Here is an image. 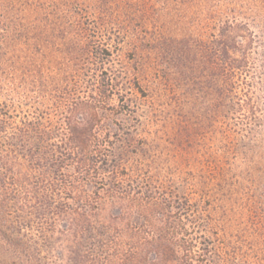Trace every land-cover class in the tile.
Returning a JSON list of instances; mask_svg holds the SVG:
<instances>
[{
	"label": "rangeland",
	"instance_id": "rangeland-1",
	"mask_svg": "<svg viewBox=\"0 0 264 264\" xmlns=\"http://www.w3.org/2000/svg\"><path fill=\"white\" fill-rule=\"evenodd\" d=\"M226 22L244 24L252 38L247 63L220 100L207 47ZM152 39L176 57L167 75L153 62L141 66L142 44ZM93 43L109 50L98 67L83 59L82 49ZM36 71L49 82L73 77L83 88L90 77L109 76L121 94L137 81L147 96H132L131 116L154 147L142 159L151 173L179 194L205 188L221 207L252 210L264 220V0H0V106L12 122L32 113L56 121L52 101L28 79ZM110 104L118 105L117 96ZM117 118L129 122L127 113ZM16 230L0 221V264H26L23 247L31 244L49 261L65 260L58 232L50 234V249L36 230Z\"/></svg>",
	"mask_w": 264,
	"mask_h": 264
},
{
	"label": "trees",
	"instance_id": "trees-1",
	"mask_svg": "<svg viewBox=\"0 0 264 264\" xmlns=\"http://www.w3.org/2000/svg\"><path fill=\"white\" fill-rule=\"evenodd\" d=\"M251 38L244 24L226 22L207 47L220 100L231 94L233 76L247 63ZM156 41L142 44L147 52L141 66L153 62L167 75L176 57ZM82 50L96 67L109 52L94 43ZM96 77L83 88L73 77L56 83L40 71L29 74L57 109L55 122L32 113L15 123L7 106H0V221L19 233L36 230L50 249V234L58 232L65 250V260L56 263L40 245H26V264H264V220L252 210L221 207L205 188L196 196L179 194L153 175L142 159L154 147L137 134L131 116L132 96L145 98V90L128 81L121 94L112 78ZM126 113L129 122L123 123L117 116Z\"/></svg>",
	"mask_w": 264,
	"mask_h": 264
}]
</instances>
